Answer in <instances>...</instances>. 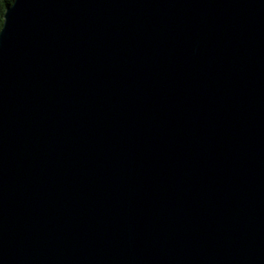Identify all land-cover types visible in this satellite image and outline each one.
Returning a JSON list of instances; mask_svg holds the SVG:
<instances>
[{
    "label": "water",
    "instance_id": "water-1",
    "mask_svg": "<svg viewBox=\"0 0 264 264\" xmlns=\"http://www.w3.org/2000/svg\"><path fill=\"white\" fill-rule=\"evenodd\" d=\"M6 12L0 264H264V0Z\"/></svg>",
    "mask_w": 264,
    "mask_h": 264
},
{
    "label": "trees",
    "instance_id": "trees-1",
    "mask_svg": "<svg viewBox=\"0 0 264 264\" xmlns=\"http://www.w3.org/2000/svg\"><path fill=\"white\" fill-rule=\"evenodd\" d=\"M15 0H5V4H6V10H8L10 7L13 6ZM3 24L4 23V10L0 9V34L1 31L3 29Z\"/></svg>",
    "mask_w": 264,
    "mask_h": 264
},
{
    "label": "snow or ice",
    "instance_id": "snow-or-ice-1",
    "mask_svg": "<svg viewBox=\"0 0 264 264\" xmlns=\"http://www.w3.org/2000/svg\"><path fill=\"white\" fill-rule=\"evenodd\" d=\"M0 9L4 10V23H5V27H6L7 26V12H6L5 0H0Z\"/></svg>",
    "mask_w": 264,
    "mask_h": 264
}]
</instances>
